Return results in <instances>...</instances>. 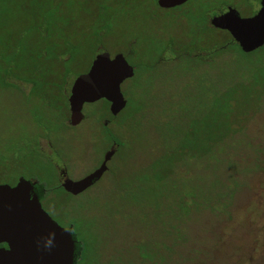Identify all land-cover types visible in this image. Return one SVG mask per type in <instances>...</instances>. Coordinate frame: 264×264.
Instances as JSON below:
<instances>
[{
	"label": "rangeland",
	"instance_id": "obj_1",
	"mask_svg": "<svg viewBox=\"0 0 264 264\" xmlns=\"http://www.w3.org/2000/svg\"><path fill=\"white\" fill-rule=\"evenodd\" d=\"M219 1L191 0L176 20L149 0H0V183L53 188L41 206L71 226L76 264H264V46L202 62L170 49L187 42L186 25L200 37ZM55 42L76 46L56 53ZM125 46L136 76L121 85L111 171L70 196L54 188L57 173L78 179L98 164L108 133L96 122L111 116L103 102L85 105L86 122L70 127L67 92L96 55ZM26 116L55 137L52 149L40 136L42 149L16 150L33 133Z\"/></svg>",
	"mask_w": 264,
	"mask_h": 264
},
{
	"label": "water",
	"instance_id": "obj_2",
	"mask_svg": "<svg viewBox=\"0 0 264 264\" xmlns=\"http://www.w3.org/2000/svg\"><path fill=\"white\" fill-rule=\"evenodd\" d=\"M186 1L157 0L156 4L160 9H168ZM210 23L215 29L226 31L244 54L264 46V0L252 18H241L234 10H229L213 17ZM108 64H119L126 71L118 77L100 76V70ZM133 76L134 69L122 54L113 58L107 54L96 55L87 73L78 76L71 86L69 125L78 126L84 120V105L100 100L109 103L112 116L119 114L126 106L121 85ZM82 85H87L88 90L83 91ZM113 152H108L100 167L87 176L77 181L64 180L63 190L76 196L93 186L107 171L106 163ZM36 185L22 178L14 187L0 185V244L8 246V250L0 249V264H76L80 251L74 233L59 226L42 209L35 193Z\"/></svg>",
	"mask_w": 264,
	"mask_h": 264
},
{
	"label": "flooded vegetation",
	"instance_id": "obj_3",
	"mask_svg": "<svg viewBox=\"0 0 264 264\" xmlns=\"http://www.w3.org/2000/svg\"><path fill=\"white\" fill-rule=\"evenodd\" d=\"M203 1H205V3L206 4H208L209 3V0H203ZM212 1V0H211ZM236 2L235 3H237V5H238V7L239 8H247L248 10H249V13H246V14H243V15H241L240 14V12H239V10H238V7L235 5V4H226V0H221V1H219V6H218V8L217 9H215L214 7H209V9L203 14L204 15V18H205V23H204V25H203V23L200 21V23H202V25L200 24L199 26H200V30L199 31H201V35H199L200 37H201V44L203 45V44H206V43H208V46H207V52H208V55H210V56H208L207 58H210L212 55L211 54H213V45H214V40L212 39V38H214V35H215V32H220V33H227L226 31H221V30H217V29H215L214 27H212V25H211V19L213 18V17H216V16H220V15H223V14H225V13H227L229 10H234L238 15H239V17H241V18H252V17H254L258 12H259V10L261 9V2H262V0H235ZM156 2H157V0H155V5H156V7H158L157 6V4H156ZM191 2V0H187L186 2H184L183 4H181V5H179V6H176V7H173V8H168V9H160L159 8V10H161L162 12H168L169 14H171L172 15V17H174V16H177L176 18H174V19H178V17H180V18H182L181 16H184V17H188V12L189 11H191L190 9H189V3ZM214 6V5H213ZM187 26V28H186V34H185V36H184V38L185 39H187V42L184 44V43H182L183 45H186V47H182V44H180L179 46H174L173 44H175V43H177V42H181L182 40L180 39V41H176L177 39L175 38L173 41H172V43H171V45L172 46H170V49L171 50H173L174 52H179V51H177L178 49H180V48H183L184 49V51H187L186 53L188 54H190V53H192V54H194L195 55V53H194V50L196 51L197 49H200V48H202V47H193L192 45H191V41H192V39H190L189 38V29H188V25H186ZM188 30V31H187ZM199 31H198V33H199ZM228 34V33H227ZM229 35V34H228ZM230 36V35H229ZM207 37H209L210 39H208ZM231 37V36H230ZM208 40H210L209 42H208ZM212 40V41H211ZM235 43V42H234ZM236 44V43H235ZM188 45V46H187ZM237 45V44H236ZM237 47H238V45H237ZM239 48V47H238ZM239 50H240V48H239ZM182 51L183 50H181V52H179L180 54H179V56H177V58L181 61H183V60H185V57H183V54H186L185 52H183L182 53ZM211 52V53H210ZM102 54H107L108 56H110V58H113L115 55H117V54H122L123 56H124V58H125V52H123V51H121V52H117V53H115L113 56H111L110 54H108V53H102ZM129 55V54H128ZM96 57V56H95ZM94 57V58H95ZM196 57V56H195ZM195 57H193V59L194 60H199L197 57L195 58ZM213 59V58H212ZM178 60V61H179ZM174 62H177V60H175ZM128 63V62H127ZM91 65V64H90ZM89 65V66H90ZM130 65V64H129ZM133 69H134V76H133V78H131V79H129V80H126V81H124V82H127V81H131V80H133L134 78H135V76H136V71H135V68L132 66V65H130ZM88 69H89V67L87 68V70H86V72L85 73H87V71H88ZM85 73H83V74H85ZM78 77V76H77ZM123 82V83H124ZM70 89H71V87L69 88V90H68V94H67V97H66V101H65V103H66V112L68 111V113H69V104H68V98H69V96H70ZM121 92H122V94H123V97L126 99V106H127V104H128V97H126L125 95H124V93H123V91H122V86H121ZM31 93H34V91H33V89H31V91H30V93L28 92V93H26V94H31ZM22 94V93H21ZM98 102H103L105 105H103V107L108 111V113H109V115L111 116L110 118H106L105 120H103V121H100V122H96V120H95V118H94V121L97 123V124H99V125H101L103 128H104V130H106L107 131V137H108V139H106L107 141H106V143L104 144V146H105V148L103 149V151H102V154H101V156L100 155H98L100 158H99V160H98V164L91 170V171H89L85 176H87L88 174H90V173H92L93 171H95L96 169H98L99 167H100V165L103 163V161H104V158H105V156H106V154L108 153V152H110L111 150H113L114 152H113V154H112V156L110 157V159L108 160V162L106 163V166H107V171L102 175V177H101V179H103V177L105 176V175H108V173L111 171V162H112V160L115 158V156H116V153H117V151H118V149H119V146H120V144H119V142L118 141H116V137L114 136V135H116L115 133H114V129H113V127H114V124H113V120H115L119 115H120V113H122L124 110H125V108H126V106H125V108L119 113V114H117L116 116H112L111 115V113H110V111H109V103L108 102H106V101H104V100H100V101H98ZM98 102H95V103H98ZM95 103H92V105L93 104H95ZM47 105V106H46ZM85 105H91V104H85ZM84 105V106H85ZM107 105V106H106ZM46 109H48V102L45 104V106H44ZM84 108V107H83ZM82 113H83V115H84V120L78 125V126H80V125H83L85 122H86V119H87V116L85 115V112H83V109H82ZM36 117H37V115H36ZM94 117V116H93ZM26 118V121H28V122H30L31 123V125H32V127H33V133H32V135H30V133L28 134V133H26V140L24 141L25 143H23V139H24V135L23 134H21V136H20V140L18 141V143H17V145H16V150H18V152L20 151V150H22L23 148L24 149H28V145L26 144V142L27 141H30V142H32V144H37V146L40 148V149H42L41 147H40V143H39V139H40V136L41 137H44L45 138V140L46 141H48L47 142V146H48V148H50V149H52L53 148V145H52V143H51V141L50 140H52V138H53V136L50 134L49 135V131H47V135H46V133H44V132H42L41 130H40V128H39V126L37 125V124H35V120L36 119H38V118H34V116L33 117H25ZM68 123H69V117H68ZM96 124V125H97ZM70 126V125H69ZM71 127V126H70ZM77 127V126H76ZM76 127H72V128H76ZM118 128V127H117ZM22 135L24 136L23 137V139H22ZM51 138V139H50ZM55 138V137H54ZM50 141V142H49ZM54 150V149H53ZM10 152H12V151H10ZM9 152V153H10ZM5 153V152H4ZM69 174H67V173H65L64 172V170H60V172L59 173H57V178H58V183H57V185L54 187L55 189H60V190H63V188H62V183L64 182V180H66V179H70V180H73V181H77V180H80L81 178H78V179H73V178H71L70 176H68ZM85 176H83V177H85ZM20 177H22V176H20ZM20 177H17V179H16V181L15 182H13V183H0V185H3V184H7V185H9L10 187H14L15 185H16V183H17V181L20 179ZM82 177V178H83ZM23 179V178H22ZM100 179V180H101ZM26 180H28V181H31V182H36L37 184H38V186H37V190H36V195L38 196V198H39V200H40V204H41V202L43 201V200H45L46 198H48V196L49 195H47V191H51L53 188H49V190L48 189H45L43 186H41L40 185V183L39 182H37V181H35V180H33V179H29V178H26ZM99 180V181H100ZM98 181V182H99ZM98 182H96L95 184H97ZM94 184V185H95ZM93 185V186H94ZM92 187V186H91ZM90 187V188H91ZM90 188H88V189H90ZM88 189H86L85 191H87ZM84 191V192H85ZM63 192H65L64 190H63ZM84 192H82L81 194H83ZM66 194H68V195H70V196H73V195H71V194H69V193H67V192H65ZM81 194H79V195H81ZM78 195H76V197H77ZM42 207V206H41ZM43 209V208H42ZM44 210V209H43ZM45 211V210H44ZM46 212V211H45ZM47 213V212H46ZM51 218V217H50ZM52 219V218H51ZM53 220V219H52ZM56 222V221H55ZM57 223V222H56ZM58 224V223H57ZM59 225V224H58ZM60 226V225H59ZM62 227V226H61ZM62 228H64V229H71L72 230V228H71V226H67V227H62ZM72 232H73V230H72ZM74 233V232H73ZM77 249L80 251V248H79V244H78V241H77ZM0 249H4V250H8V246L6 245V244H4V243H1L0 244ZM80 255V254H79ZM79 258V257H78ZM78 260V259H77Z\"/></svg>",
	"mask_w": 264,
	"mask_h": 264
},
{
	"label": "trees",
	"instance_id": "obj_4",
	"mask_svg": "<svg viewBox=\"0 0 264 264\" xmlns=\"http://www.w3.org/2000/svg\"><path fill=\"white\" fill-rule=\"evenodd\" d=\"M149 3H152V5H155V0H149ZM154 3V4H153ZM156 6V5H155ZM188 29H189V32L191 31L190 30V28L188 27ZM188 31V30H187ZM218 33V34H217ZM215 32V35H214V38H212L213 40H214V45H213V54H212V58H213V61H218L220 58H221V56L222 55H224V54H226L227 52H229V46L230 45H233V44H235L234 43V41H233V39L226 33H220V32ZM185 34L186 33H184V35L183 36H185ZM190 34V33H189ZM186 37V36H185ZM108 38V37H107ZM190 39H192V37H189ZM208 39H210L209 37H207ZM94 41L97 43V46H96V48L94 49V52L96 53L99 49H100V47H101V45H102V42H103V40L104 39H106V37H105V35L104 34H101V32H98L96 35H94ZM55 41H56V37H55ZM176 41H178V40H176ZM212 41V40H211ZM192 43H191V45L193 46V47H202V48H200V49H197L196 51L194 50V53H195V55L194 54H192V53H186L187 51H184V49L183 48H180V49H178L177 51H179V52H181V50H183L182 51V53L183 52H185L186 54H183V57H187V58H189V59H191V60H194L193 59V57H197L199 60L198 61H206L205 59H207V57L208 56H210V55H208V52H207V46H208V43H206V44H201V37H198L196 40L193 38V40L191 41ZM183 43V42H182ZM185 43V42H184ZM54 45H56L55 46V51H56V53H58V51H61V50H63V51H65V52H67V53H69V51L71 52V50L72 49H75V46L76 45H70V42L69 43H58V42H55L54 43ZM174 46H179L180 44H179V42H177V43H175V44H173ZM65 46H67V48L69 49H66V47ZM170 46H172V45H170ZM188 46V45H187ZM182 47H186V45H183L182 44ZM260 49H263V48H260ZM259 49V50H260ZM240 51V50H239ZM258 51V50H257ZM93 52V53H94ZM179 52H176V56H179ZM241 52V51H240ZM256 51H254V52H252V53H249V54H244L243 53V55H245V56H249V55H253L254 53H255ZM94 53V54H95ZM125 53L128 55V54H130L131 53V51H129L128 49H127V47L125 46ZM242 53V52H241ZM195 57V58H196ZM186 60V59H185ZM69 62H70V60H68ZM159 62L157 61V62H152L151 63V66H152V68H153V66L155 67L157 64H158ZM255 73V72H254ZM55 73H53L52 75H54ZM39 75H40V73H39ZM57 76V74H55V77ZM252 76V75H251ZM134 80V79H133ZM248 80H249V78H248ZM236 82V81H235ZM54 138V137H53ZM252 214V213H251ZM251 214H249L248 215V217L247 218H249V217H251ZM252 215H254V213L252 214ZM77 239V238H76ZM79 244V243H78ZM79 248H80V244H79Z\"/></svg>",
	"mask_w": 264,
	"mask_h": 264
},
{
	"label": "snow or ice",
	"instance_id": "obj_5",
	"mask_svg": "<svg viewBox=\"0 0 264 264\" xmlns=\"http://www.w3.org/2000/svg\"><path fill=\"white\" fill-rule=\"evenodd\" d=\"M126 71L121 65L119 64H108L106 66H104L101 70L99 75L100 76H107V77H118V75L122 72ZM95 79V77H94ZM81 89L83 91H87L88 90V86L87 85H82Z\"/></svg>",
	"mask_w": 264,
	"mask_h": 264
}]
</instances>
